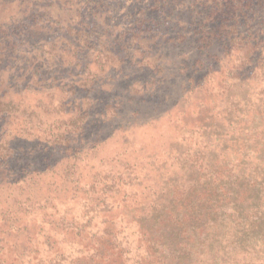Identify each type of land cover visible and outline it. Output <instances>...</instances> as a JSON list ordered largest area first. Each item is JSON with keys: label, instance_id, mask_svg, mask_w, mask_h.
Wrapping results in <instances>:
<instances>
[{"label": "rangeland", "instance_id": "1", "mask_svg": "<svg viewBox=\"0 0 264 264\" xmlns=\"http://www.w3.org/2000/svg\"><path fill=\"white\" fill-rule=\"evenodd\" d=\"M204 1L0 0V264H264V0Z\"/></svg>", "mask_w": 264, "mask_h": 264}, {"label": "trees", "instance_id": "2", "mask_svg": "<svg viewBox=\"0 0 264 264\" xmlns=\"http://www.w3.org/2000/svg\"><path fill=\"white\" fill-rule=\"evenodd\" d=\"M210 1V10L208 16L209 18H213L216 14H222V16H225L224 18V23L221 24V28H225L227 30L232 31L235 29V24L237 23L235 17H239L241 15V10H240V3L235 4L234 1L231 0H225V3L221 2H216V0H205L203 3L207 5V2ZM225 9V11L223 10ZM206 41V38L205 40ZM251 51H248V54L245 56H248V58L251 56ZM196 226L189 227L188 229H185L186 231H193L195 230ZM183 231V230H182ZM171 233V238L169 240H166V238L163 240L164 242L161 245H165L168 248H165V251L167 249H172L174 251H178L177 248H175V245L173 243V240H179L180 236L178 232L176 233L175 230L172 231ZM202 247H198V249H195L193 244H190L189 241L186 244L179 243V252L183 254H189L190 252H193V249L195 250H200ZM204 252H210V248L202 249ZM177 254V253H176ZM102 259L101 257H99ZM101 261V260H100ZM188 263L191 264L192 261L188 260ZM77 264H81L78 262Z\"/></svg>", "mask_w": 264, "mask_h": 264}]
</instances>
